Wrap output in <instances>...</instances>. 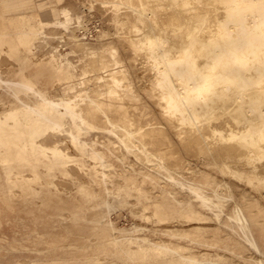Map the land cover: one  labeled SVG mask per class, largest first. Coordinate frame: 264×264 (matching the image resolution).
Wrapping results in <instances>:
<instances>
[{
	"label": "bare ground",
	"instance_id": "6f19581e",
	"mask_svg": "<svg viewBox=\"0 0 264 264\" xmlns=\"http://www.w3.org/2000/svg\"><path fill=\"white\" fill-rule=\"evenodd\" d=\"M63 1L4 2L7 9L27 7L30 12L29 53L48 46L50 40L58 41L64 30L61 37L67 38L65 44L80 53L81 57L79 54L76 57L83 62L80 69L78 61L75 64L74 58H70L72 54L70 57L63 54L58 46L65 41L55 44L59 49L52 45L47 67L53 70L56 87L48 91V86L37 89L30 83L23 87L17 83L19 101L15 103L19 106L0 112V160L8 170L5 183L10 196L24 197L31 193L32 186L54 185L56 176L75 173L78 179H83L77 185L78 195L90 191L94 199L76 207L71 220L65 221L68 231L74 225L85 231L84 244H77L83 254L78 264L123 258L127 264H136L138 259L147 263L149 259H164L170 254L169 243L156 253L147 254L150 238L138 236V241L135 235H122V231L110 234L108 243L102 242L99 225L106 222L110 211L129 204L131 197L143 206V216L158 222L168 219L201 222L205 211L217 214L221 220L220 213L233 206V215L229 216L244 231L250 233L254 224H264L249 215L252 194L245 191L243 201L238 200L235 194L238 184L227 181L231 178L253 187L264 185V0H95L109 11L115 35L128 44L130 54L126 57L115 42H103L111 33L98 31L97 24L98 43L84 41L86 31L82 37L77 34L79 28H85L83 12L78 6L57 9ZM50 26L60 27L59 39L56 36L51 39L53 34L47 38ZM11 46L15 49L17 45ZM131 60L136 64L141 61L153 70L152 87L142 88L143 92L136 87L128 64ZM22 68L21 73L26 71L29 76L30 69ZM41 74L34 79L44 81L39 77ZM77 75L81 76L78 84ZM95 132L115 140L99 143L84 138ZM181 144L204 154L200 167H191L190 160H183L185 157L179 153ZM129 155L136 156L139 170L121 174L116 171L121 180L108 190L116 201L104 199L95 186L108 184L112 173L117 175L113 168L119 162L125 164ZM59 167L69 173H54ZM155 168L166 174L155 173ZM212 171L223 179L215 178ZM157 179L166 182L162 189L178 183L185 185L181 189L189 188L190 193L202 199V207L196 209L191 204L190 214L169 217L163 212L165 205L158 203L168 199L165 190L155 200L151 188H145L146 183L155 184ZM260 193L263 195L264 189ZM169 194L171 198L177 195L172 191ZM259 205L264 207L261 202ZM180 210L185 207L180 206ZM147 211H151L150 216ZM86 215L96 224L95 230H91V235L96 236L95 245L87 247L85 244L92 240L83 228ZM97 216L103 218L95 221ZM250 239L251 247L260 254L255 237ZM122 242L128 246L123 252L109 253ZM89 247L93 248L91 252ZM180 252L172 256L174 262L184 259Z\"/></svg>",
	"mask_w": 264,
	"mask_h": 264
},
{
	"label": "rangeland",
	"instance_id": "374dc122",
	"mask_svg": "<svg viewBox=\"0 0 264 264\" xmlns=\"http://www.w3.org/2000/svg\"><path fill=\"white\" fill-rule=\"evenodd\" d=\"M66 5L70 6L71 8H76L78 6L79 8L78 7L77 8L79 9V11L83 12L85 16V20H84L85 30L84 29L82 30L78 27L79 29L77 30V34L79 33L78 35L81 36L86 31L85 33L86 35L83 34V36L86 39L81 36L84 39V41L97 44L100 39L98 35L99 32L96 35L98 28H99L98 31L109 30L111 36L109 37L108 40H104L103 42H115L119 46L124 57L130 54L128 44L124 41H120L118 36L115 35L112 27H110L111 25H110L109 11L107 12L105 9L101 8L100 5H98L97 2H95V0L94 1L64 0L62 3L58 4L57 9ZM96 24L98 28L95 27ZM50 27L51 28L47 29V31L52 29L51 30L52 32L51 31L47 32L48 33L47 38H49L50 37L49 35L51 34H53L51 36V39L54 36L58 38L60 34L62 37L63 35H65L64 30H62L63 32L62 31L60 32V27L58 26H50ZM53 27H55V29H53ZM88 27H90L91 30ZM86 28H88V30H86ZM24 30H22L21 32H14L13 34L29 36L30 28H28L25 31ZM89 31L91 32L87 34V32ZM53 32H56L57 34ZM58 32H60V34H58ZM61 36L59 37L60 39L59 38L58 39L62 41L59 40L57 41L55 39H53L54 40L53 41L47 39L48 43L50 40L48 46L47 44L46 46L44 45L45 47L41 45V48L44 47L45 49L43 48L44 49L43 50L39 48L40 50L37 49L38 51L35 50V52L33 53H29L28 47L26 49V52L18 51L17 49L13 51H7L4 49L5 45L0 44V112H2L3 108L9 109L10 103L12 104L19 101L16 99L18 93L17 92L18 87H16L17 83H19L20 86L30 83L32 87H35L37 89L39 88L42 89L43 87L48 86L47 89L48 91H51L56 87V83L52 79L53 70L48 68L47 65L50 63L49 56H50V52H52L50 51L51 50L50 47L58 43H60L58 45H61V42L63 44V41L67 40V38L63 40ZM43 42L44 41L41 40V43ZM65 43H67V41H65L64 44ZM63 45L58 46L61 51L63 50L62 51L63 54L64 53L69 54V57L71 56L70 54H72L70 58L71 59L74 58L73 62L78 61L77 64L76 62H74L78 67H80V64L83 65L81 58L80 60H78V58L76 57L78 56L77 54H79V56L81 57L80 53L73 52V50L70 49L71 47L68 46V44H65L66 47ZM62 46L65 48H63ZM53 47L58 48L56 45ZM55 48H52V50ZM45 50L48 52H46ZM60 50L58 51L61 52ZM67 51L69 52L67 53ZM12 55L16 58H14ZM17 59L21 60V64ZM136 63L137 62L133 60L128 62V64L130 65L129 66L130 71L132 73L131 76L134 79L135 85L136 87H140V91L143 92L142 88L152 87L153 70H151V68L143 66L141 61L139 64ZM23 64L25 65L22 66ZM22 67H25V69L26 68L30 69L29 76L28 74H26V71L23 74L21 73V70L23 69ZM40 72H42L43 74H41V76L39 77H41L44 81H36V79H34V77L38 73L40 75ZM80 73L81 71L79 70L78 75H81ZM78 75L75 78V82L77 84L81 80V76ZM19 99L22 100V96H19ZM70 125L71 122L69 121V126ZM84 138L90 141H94L96 139L99 141V143H101V141H104L105 139H110L109 141L112 143L115 140L112 137L111 138L107 137L105 134L102 133L97 134L96 132L94 134H89V135L86 134L84 135ZM179 153L183 157H185L183 160L186 161L190 160L189 166L191 167L193 165L194 167H198L199 164L201 165L200 161L202 160V158H204L203 153L198 152L195 149L190 150L188 146L185 144H181L179 148ZM131 162L132 163L136 162L135 155H129L128 161L126 160L125 164L121 162L117 163L116 167L113 168L114 172L117 171L121 174L124 172H130L132 171V169L139 170L140 167L139 163H135L132 165ZM189 166L187 165V167ZM7 171L8 170L6 166L0 160V220L2 221V225L0 226V238L2 239V245L5 246V248L3 246L0 248V264H12L18 261H22L25 263L37 257L43 258L46 257L47 255L55 256L57 254H62L64 250L61 247H59L57 251L51 253L47 252L50 246V244L48 243L50 239L59 240L60 241L59 244L67 245L66 248L64 249L69 252L72 251L74 255L77 254V259H81L83 257V254L80 251H78V247L76 253L75 245L80 243L84 244L82 235L83 233H85V231L80 230L81 227H77L74 225L73 226L74 231L71 234L67 231L65 227V221L71 220L70 219L71 213L75 210L76 207L81 205L83 202L89 203L92 199H94V195L90 191L85 195H80V194L78 195L77 185L80 184L83 181V179H78V177L75 176V173L73 175L65 174L60 177L56 176L54 178V182L56 181L59 182V185L56 182L54 183V185H50L49 187L32 186L30 188L31 193L27 192L26 195H24V197L18 198L14 196L11 197L10 195H12V193L8 192L9 189L7 188V185L5 183L7 179ZM153 171L155 173L166 174V171H163V169L161 168H155ZM57 172L66 173L68 172V170L59 167L54 170V173ZM117 172H116L117 175H114V173H112L113 176L112 174L110 175L112 176V178L110 177L111 181L108 184L102 183L100 185L95 186V189L97 191H101L100 196L111 202H115L116 199L114 200L109 196L110 194L108 190H112L114 189V186H118L119 181L121 180V176ZM79 176L83 177V173H80ZM214 177L223 179V177L218 173H216ZM196 178L199 179L198 177ZM227 181L238 184L235 185V194L238 200L243 201L244 198L243 192L245 191H248V193L250 192L252 194L254 198L248 202L251 205V208L249 209L250 211L249 215L255 218H259L260 221L264 222V214H263L264 207L261 205L258 206L259 202L264 204V194L262 195L260 193V190L264 189V185H261V187L259 186L253 187L249 184L242 183L238 180L231 178H227ZM61 182L63 183V185ZM165 183H166L165 181L161 179L160 180L157 179L155 181V184L146 183L145 188L146 189L151 188L150 191L154 192L155 200L159 199L158 193L163 192V190H165L168 199H165L158 203L165 205V211L163 212L169 215V217H171L172 215L181 216L184 215L185 213L190 214L189 209L191 208L189 206H191V204L195 206L196 209L202 207V203H201V201H203L202 199L197 198L192 193V191L190 193L189 188L188 190L181 189V187L185 185H181L180 183H178L179 185L175 184L172 187L169 186L168 188L162 189L161 188L162 184L164 185ZM64 184H68L70 185V187L68 188L64 187ZM167 185H170V183H168ZM170 191L177 193V195L171 198L169 194ZM136 192L138 193V191ZM98 197L99 196H97V199ZM14 198H16V200ZM20 199L22 201H20ZM120 203L124 204V202L122 203V201ZM175 204H177L179 207L177 206V208H174ZM180 206H184L185 210L181 211ZM258 207L260 209V213L257 214ZM137 208H139V210L141 208V210L138 211L136 210ZM142 208L143 206L138 204L136 198L131 197L129 198V204L124 205L121 208H117L110 211L109 216H107L106 222L102 225H99L101 238H103L102 242L108 243V241L110 240V234L112 235L113 233L122 231V235H127V236L135 235V238H137L138 241H139L138 236H140L143 238L145 237L150 238L155 242L171 243L170 251L172 252L173 257L177 256L178 255L177 251L181 250L180 255L182 254L184 258L192 257L191 254L201 256L204 253H208L214 258L217 255H219L220 258H223L224 261L229 262L230 264H259V259L261 258L264 259V257H261L254 249H252L247 243L244 242L243 236L240 233H238V231L233 230V229L241 228V226L237 223L236 219L233 218V216L232 217L229 216V215H233L234 212L233 206L228 207L225 210V212H223L222 214L220 213V216H222L221 220L217 219V214L211 211H205L204 214L206 216H203V220L201 222H194V221L188 222L186 219H180V220L168 219L165 222H158L154 218H148L146 216H143ZM96 214L97 213H93V215ZM147 214H148L147 216H150L151 211H147ZM84 215L85 214H82L81 217L84 218ZM229 217L232 220H229L228 219ZM102 218H103L102 216H97L95 218V221H98L99 219ZM82 222H83V228L87 230V233L89 236H91L90 238L92 240V241L89 240L87 245L85 244V247L95 245L96 236L91 235L92 234L91 230L92 228L95 230L96 224L91 223V220L87 217V215ZM261 227H264V224H254L252 228L258 229V230L256 229L255 236L258 239V242L261 245L262 249L264 250V230L259 229ZM196 229L205 230L204 240L205 242H209L210 244L213 243V237L215 235L216 230H219V235H220L219 238H221L224 241L226 240V243L229 244V248L218 249L214 246L213 247L202 246L196 243L198 239V237L195 236V233H198L196 232ZM150 239L148 241L149 243H150ZM127 247L128 246H126V244L122 242L118 248L115 247V249H113L109 253L115 254L118 252H123V250H125ZM88 249L90 252L93 250V248L91 247H89ZM101 251L105 253L103 249ZM149 251L150 249L148 247L147 254ZM138 260H142V259H138ZM117 261L127 264V261L124 258L121 260L117 259ZM117 261L109 260L106 263L90 261V263L117 264L116 263Z\"/></svg>",
	"mask_w": 264,
	"mask_h": 264
},
{
	"label": "crops",
	"instance_id": "0c3cea01",
	"mask_svg": "<svg viewBox=\"0 0 264 264\" xmlns=\"http://www.w3.org/2000/svg\"><path fill=\"white\" fill-rule=\"evenodd\" d=\"M7 0H0V44L5 45L4 49L7 51H24L26 52L27 44L29 36H23V35H14V32H21L22 30H27L29 28L28 26V19L29 16V10L27 7L25 9L21 8L20 10H11L7 9L4 2ZM24 30V31H25ZM15 43L17 46L15 49L11 46V44ZM9 44L10 47L6 46ZM10 49V50H9ZM16 58V57H15ZM10 108L18 107L19 103H10ZM9 108V109H10ZM6 109V108H3ZM2 109V111H3ZM75 211V210H74ZM2 225V224H1ZM0 225V226H1ZM67 229V228H66ZM256 229L257 228H251V232L248 233L247 231H244L243 229H233L235 231H238L243 236L244 242L247 243L251 247V239L250 236L255 237L256 242L261 249L260 256L264 257V250L262 249L261 245L258 242V239L256 238ZM261 230H264V227L259 228ZM258 230V229H257ZM68 231V229H67ZM73 229L69 230V233H73ZM204 229H196L195 236L198 237L196 243L202 245V246H209V247H216L218 249L220 248H229V244L226 243V240H222L219 235V230H216L215 235L213 237V243L210 244L209 242H205V236H204ZM1 241V247L2 245V239ZM194 241V240H193ZM50 244L49 249L47 250L48 253L57 251L59 247H61L64 251L62 254H57L55 256L53 255H47L43 258H33L25 263L22 261H18L12 264H78L77 254L74 255V253L71 251H66L64 248H66L67 245L59 244L60 241L56 239H50L48 241ZM170 247H171V243ZM63 247H62V246ZM168 243L165 242H155L150 239L149 243V254L156 253L160 248L166 247ZM5 248V246H3ZM69 247V246H68ZM76 253H77V245H75ZM252 248V247H251ZM253 249V248H252ZM169 255L165 256L164 259H149L147 263L144 260H138L136 261V264H230L229 262H226L223 260V258H220L219 255H217L215 258L211 256L208 253H204L201 256H197L194 254H191L192 257L184 258L178 261H175L172 259L171 251H169ZM82 262V261H81ZM88 262V261H85ZM82 264V263H81ZM259 264H264V259H259Z\"/></svg>",
	"mask_w": 264,
	"mask_h": 264
}]
</instances>
